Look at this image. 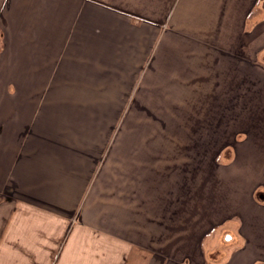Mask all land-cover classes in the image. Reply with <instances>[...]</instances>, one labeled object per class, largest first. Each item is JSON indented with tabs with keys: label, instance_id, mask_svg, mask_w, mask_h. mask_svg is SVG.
<instances>
[{
	"label": "crops",
	"instance_id": "1",
	"mask_svg": "<svg viewBox=\"0 0 264 264\" xmlns=\"http://www.w3.org/2000/svg\"><path fill=\"white\" fill-rule=\"evenodd\" d=\"M247 113L257 143L239 138ZM223 135L264 175V0H0V264H31L19 246L36 264H125L126 226L156 221L175 170L200 182ZM241 183L222 221L248 247L212 258L209 219L201 264H264V176Z\"/></svg>",
	"mask_w": 264,
	"mask_h": 264
},
{
	"label": "rangeland",
	"instance_id": "2",
	"mask_svg": "<svg viewBox=\"0 0 264 264\" xmlns=\"http://www.w3.org/2000/svg\"><path fill=\"white\" fill-rule=\"evenodd\" d=\"M253 91L254 93H249L248 104L255 108L251 112L257 115L258 106H261L260 96L262 92H260L258 86L253 87ZM240 103L244 105L242 101ZM248 104L245 103V105ZM246 116L249 118L240 119L239 122L241 130L239 138L246 137V142L252 138L257 143L261 140L258 133L262 134V130L261 132L257 130L259 120L257 116L252 118L253 116L249 113ZM246 126L252 129L245 136L242 135V130L246 129ZM260 129H263V127ZM227 137L232 139L233 135L222 136V147L224 148L221 151L218 163L209 167H202L201 172L199 169L196 170L198 176H194L197 180L199 178L200 182L188 183V169L180 170L177 168L178 170L174 171V177H169L172 181L159 183L158 203H152L154 213L151 215L156 221L146 225V215L144 214L143 226H126L132 236L129 241H134L133 243L137 244V250L133 253V256L129 254L130 257H128L125 264H201L202 257L196 251L195 246L201 236V231L204 228H210L209 219L215 220L217 224H214L216 227L204 238V249L208 251V254L215 258L220 255L221 248H225L226 253H231V255L239 249L238 246L241 243L235 244L233 241H225V234L233 233L234 227L232 226H238L233 221H222L226 215L229 217L231 214L229 213L230 208H228L229 202L227 201L236 199L234 195L237 196L241 191L237 188V185L243 186L245 184L241 183L242 180L254 178L259 181L264 175L262 173L257 174L253 170L249 159L250 151L246 145H243L244 142H240L236 146L234 143H230ZM235 146L239 147V152L236 151ZM177 154L178 152H176ZM160 165L159 172H165L166 168L162 164ZM206 172L210 181L207 183V188H204L201 181ZM190 175L191 179L194 178L193 172H190ZM232 177H234L232 182L225 181ZM253 186L254 183H249V187ZM165 188L167 191L169 190L168 194ZM145 207L146 203L144 209ZM156 207H159V213H156ZM167 207L168 215L166 213ZM225 211H228V213L226 214ZM38 234L41 235L43 232H38ZM50 240L51 242L55 241V238L51 236ZM66 243H64V246ZM30 251H32V247H18L19 255H25V259L29 256L32 261L31 264H36L33 260L37 258L36 256L40 257V255L35 256L36 250L35 253L32 251V254ZM123 255L120 250V262L124 259ZM117 257L107 255L104 263H107L110 259V264H117L118 262H115V259H118ZM145 258L147 261H145Z\"/></svg>",
	"mask_w": 264,
	"mask_h": 264
},
{
	"label": "flooded vegetation",
	"instance_id": "3",
	"mask_svg": "<svg viewBox=\"0 0 264 264\" xmlns=\"http://www.w3.org/2000/svg\"><path fill=\"white\" fill-rule=\"evenodd\" d=\"M227 235H230V233H227V234H225V241H227V242H229V241H231V238L230 239H228L227 238ZM233 241V243H235V244H239V243H241V245H239L240 247V249L242 248V247H245V248H247L248 246H246L247 245V243L244 241H242V239L240 240V237H237L235 240H232ZM204 249V248H203ZM202 249V247H201V251H204Z\"/></svg>",
	"mask_w": 264,
	"mask_h": 264
},
{
	"label": "water",
	"instance_id": "4",
	"mask_svg": "<svg viewBox=\"0 0 264 264\" xmlns=\"http://www.w3.org/2000/svg\"><path fill=\"white\" fill-rule=\"evenodd\" d=\"M227 238L229 239V238H230V236L228 235V236H227Z\"/></svg>",
	"mask_w": 264,
	"mask_h": 264
}]
</instances>
